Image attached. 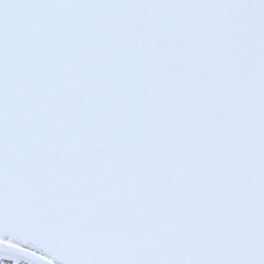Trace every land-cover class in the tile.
Listing matches in <instances>:
<instances>
[{
  "label": "snow or ice",
  "instance_id": "obj_1",
  "mask_svg": "<svg viewBox=\"0 0 264 264\" xmlns=\"http://www.w3.org/2000/svg\"><path fill=\"white\" fill-rule=\"evenodd\" d=\"M0 264H264V0H0Z\"/></svg>",
  "mask_w": 264,
  "mask_h": 264
}]
</instances>
